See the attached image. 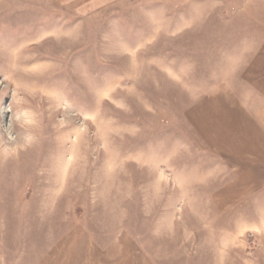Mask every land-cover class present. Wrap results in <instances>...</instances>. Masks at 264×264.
<instances>
[{
    "label": "rangeland",
    "instance_id": "374dc122",
    "mask_svg": "<svg viewBox=\"0 0 264 264\" xmlns=\"http://www.w3.org/2000/svg\"><path fill=\"white\" fill-rule=\"evenodd\" d=\"M0 264H264V0H0Z\"/></svg>",
    "mask_w": 264,
    "mask_h": 264
}]
</instances>
